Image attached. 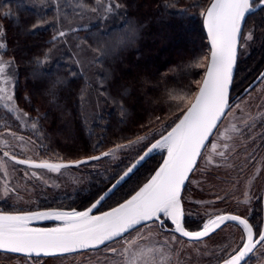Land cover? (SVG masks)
Wrapping results in <instances>:
<instances>
[{
    "label": "snow or ice",
    "instance_id": "obj_1",
    "mask_svg": "<svg viewBox=\"0 0 264 264\" xmlns=\"http://www.w3.org/2000/svg\"><path fill=\"white\" fill-rule=\"evenodd\" d=\"M100 7H88L76 0L75 5L66 3L56 4L57 9L75 7L78 14L84 11L102 12L104 18L122 7L116 0H95ZM264 12V0H211V3L201 10L203 26L207 30L210 45L208 55L196 57L194 61L184 66V69L203 68V78L194 80L187 90L179 92L169 91L168 105L170 110L181 113L171 124L163 126L156 134L138 135L127 144H116L99 155H90L74 161L52 162L49 160L34 161L30 158L21 159L12 151L14 142L25 143L24 137L10 130L9 125L3 127L7 132L0 131V153L7 160L0 159V173L8 176L7 161L16 165H25L29 169H41L50 173L63 174L62 170L79 168L90 165L92 161L104 158L115 159L118 153L139 148L135 157L117 176L108 180V187L84 211H29L11 214L0 212V250L8 253L22 254L24 257H53L76 252L100 249L111 254L110 264H178L181 247L185 243L200 245L205 238L218 230L223 231L234 222L242 229L241 240L229 247L228 243L221 246L225 257L218 264H258L264 257V230L254 232L253 225L246 218L225 212L214 214L205 213L207 219L202 222L198 230H188L185 224L186 208L184 186L189 181L190 174L199 170L198 161L204 160L205 166L235 167L230 158L237 149L236 141L247 148L249 139L245 130L251 131L255 126L256 117L245 112L243 100L235 103L231 100V90L234 82V69L241 49L250 45L254 39L255 28L248 29L247 21ZM6 18L10 13H6ZM247 29V30H246ZM261 30H264L262 27ZM4 33L0 29V111L10 119H15L25 127H30L34 134L41 135L38 128L39 119L29 120L28 114L18 107L15 97V87L18 73L14 58L5 59L6 43L2 39ZM64 31H58L53 41L65 36ZM137 31L132 25L126 26L115 36L105 32L101 40L107 47L94 50L99 57L94 65L103 64L104 57L112 52L122 51L129 47L136 39ZM50 57L33 61L32 76L41 81L45 74L44 65ZM264 81V74H261ZM107 76H102L99 86L102 88ZM151 80L141 83L144 88L151 84ZM55 95V93H51ZM106 95V93H101ZM250 95V93H249ZM27 99V98H26ZM115 103L116 101L113 100ZM124 114L123 104L119 105ZM243 116L234 115L236 110ZM232 116V119L229 117ZM3 119V117H0ZM156 120H160L157 117ZM238 120L239 125L234 122ZM227 121V123H225ZM211 138V139H210ZM264 140V136H261ZM25 147L27 145L25 144ZM94 148L98 146L94 145ZM156 151H165L166 156L162 164L142 186L130 193L122 202L107 211L93 215L106 199L117 190L135 170ZM253 153H246L245 159L251 162ZM240 171H243L241 168ZM259 174V170L255 175ZM26 175L28 173L26 172ZM31 176L41 179L32 171ZM235 187V185H233ZM251 180L246 183L243 192L244 204L252 200L250 195ZM4 196L14 193L17 189L9 183L3 185ZM220 199V197H217ZM203 206L202 201H189ZM192 215V213H189ZM51 220L59 222L53 228H33V221ZM170 231V236H164ZM178 234V235H177ZM159 237H162L160 239ZM179 238H185L181 240ZM115 245H119L116 247ZM199 249L197 248V251ZM260 253V255H257ZM109 258L106 256L105 260Z\"/></svg>",
    "mask_w": 264,
    "mask_h": 264
},
{
    "label": "trees",
    "instance_id": "obj_2",
    "mask_svg": "<svg viewBox=\"0 0 264 264\" xmlns=\"http://www.w3.org/2000/svg\"><path fill=\"white\" fill-rule=\"evenodd\" d=\"M210 1L116 0L121 8L73 34L76 41L87 46L97 58L99 53L94 49L107 47L101 40L105 32L115 36L126 31L127 25L134 26L137 31L136 39L129 47L100 57L103 64L94 66L95 80L90 86L66 55L48 61L42 80H35L33 61L42 59L46 53L50 55L53 50V31L43 28V24L52 19V11L21 9L14 2L0 0V23L7 47L5 56L15 59L18 73L16 101L33 120L39 119L41 135L36 138L45 149V156L68 162L98 155L116 144H127L138 135L171 124L181 113L169 109L172 101L167 93L187 90L190 85L194 88L193 81L202 79L203 68L185 70L184 66L196 57L208 55L200 12ZM80 2L88 7L95 5V0ZM6 13L11 15L6 18ZM262 27L264 12L247 21V28L257 31V43L250 55L238 59L233 88L244 87L264 64ZM102 76H107V80L101 88ZM146 80L152 83L141 88V83ZM53 92L54 96L51 95ZM90 92L101 100L103 109L87 123L83 114L85 98ZM102 92L106 95H101ZM120 103L124 107L123 115ZM157 117L160 120L157 121ZM129 163L124 161L111 171L94 175L84 192L46 201L38 210L85 209L108 187V180ZM158 165L156 158L147 160L100 206L98 212L122 202L152 175ZM0 212L16 211L4 207Z\"/></svg>",
    "mask_w": 264,
    "mask_h": 264
},
{
    "label": "rangeland",
    "instance_id": "obj_3",
    "mask_svg": "<svg viewBox=\"0 0 264 264\" xmlns=\"http://www.w3.org/2000/svg\"><path fill=\"white\" fill-rule=\"evenodd\" d=\"M3 1L5 3L14 2L21 9L52 11V19L43 24V28L53 31V36L57 35L58 31H64L66 35L58 37L57 40L53 41L54 45L49 55V61L52 62L66 55L72 61L71 65L85 76L90 86L92 85V82L95 80V65L93 62L96 56L87 46L78 43L73 34L80 29H87L97 21L104 19L102 12L94 13L84 11L82 14H78L80 10L75 7L71 9L56 8L57 3L61 5L72 3L75 5L76 0ZM94 6L100 7L96 3L92 7ZM0 29L3 30L4 35L2 39L5 41V31L1 23ZM256 33L257 31H254V39L250 42V45L241 49L242 58L247 57L253 51L257 43L255 41ZM4 58L6 60L8 59L6 56ZM241 100L245 101L242 104L245 112H250L253 117H256L255 126L251 131L245 130L246 136L254 137L255 139L248 140L247 148L241 146L240 141H236V152L230 158V163L235 167H228L226 164L221 167L214 165H208L206 167L204 160H200L198 164L199 170L194 171L188 185L186 184L187 194L185 195V204L187 221L185 224L191 227L189 230H198L202 226V222L207 219L206 212L210 214L232 212L254 219L255 215L259 213L256 207V201L259 198L261 184L264 178V140L261 139V136H264V81L250 95L247 94ZM102 109L101 100L92 92L87 94L83 114L85 121L87 123L92 121L102 112ZM234 115L243 116L244 114L237 109ZM0 117H3V119H0V131L6 133L7 129L3 126L9 125L11 131L24 137L25 143L14 142L12 151L18 158H30L37 162L40 160L59 162L61 160L60 158L45 156V149L37 141V135L33 133L30 127H25L21 122L8 118L4 115L3 111H0ZM232 118V116L229 117V119ZM28 119L33 120L29 114ZM234 122L239 125L238 120ZM163 126L166 125L164 124L158 130H151L143 135H149L151 137L153 134H156V138H159V132ZM0 138L11 139L7 136ZM25 144L27 147H25ZM137 151H139V148H130L128 151L118 153L115 159L104 158L100 161L92 162L90 165H81L79 168L65 169L62 170V175L41 169H29L26 166L16 165L11 161H7L9 173L7 178H5L3 173H0V208L8 207L16 212L35 211L46 201L84 192L89 188L90 180L94 175L111 171L114 166L124 161H131ZM246 153H253L254 158L251 162L245 159ZM164 155L165 151H160L156 152L152 158H156L160 163ZM0 159L7 160V158L2 156V153H0ZM241 168L243 171H240ZM258 170L259 174L255 175V178L252 179ZM32 171L37 172L41 176V179L31 176ZM26 172L28 175H26ZM250 180V195L253 198L249 204H244L241 202L243 200V192L246 183ZM5 183L14 186L17 191L5 197L3 194V185ZM217 197H220V199H217ZM189 201H202L203 206L196 203H189ZM189 213H192V215H189ZM170 235V233H164V236ZM241 236L242 229L239 226L230 224L223 231H218L203 244L193 245L191 243H185L181 246L183 251L179 255L178 264H216L221 258L225 257V252L221 251V246L225 243H228L229 247L238 244ZM159 238L162 239V237ZM115 246L119 247V245ZM197 248L199 249L198 251ZM257 255H260V253H257ZM106 256L109 258L108 260H105ZM110 261L111 254L105 253L102 248L95 251H88L87 253L51 259H25L11 255H0V264H110ZM258 264H264V257H261V261Z\"/></svg>",
    "mask_w": 264,
    "mask_h": 264
},
{
    "label": "water",
    "instance_id": "obj_4",
    "mask_svg": "<svg viewBox=\"0 0 264 264\" xmlns=\"http://www.w3.org/2000/svg\"><path fill=\"white\" fill-rule=\"evenodd\" d=\"M211 3V1L209 2V4ZM208 4V5H209ZM202 29H203V32H204V34H205V37H206V42H207V46H208V49L210 48V45H209V43H208V39H207V30L204 28V26H203V18H202ZM236 69V68H235ZM235 69H234V75H235ZM261 74H264V68L261 70V72L258 74V76L253 80V82H251L245 89H244V91L241 93V95L239 96V98L240 97H242V96H244L247 92H249L251 89H253L256 85H257V83L261 80ZM202 78H203V76H202ZM211 139V138H210ZM156 154V152H154L150 157H148L144 162H142V164L138 167V169L147 161V160H149V159H151L154 155ZM99 155V154H98ZM165 156H166V152H165V155H164V157L162 158V160H161V162L159 163V165H158V167L155 169V171L159 168V166L162 164V162H163V159L165 158ZM92 162H96V161H92ZM91 162V163H92ZM22 166H25V165H22ZM27 167V166H26ZM137 169V170H138ZM137 170H135L134 171V173L137 171ZM154 171V172H155ZM154 172H153V174H154ZM133 173V174H134ZM132 174V175H133ZM152 174V175H153ZM131 175V176H132ZM191 175V174H190ZM130 176V177H131ZM190 178V177H189ZM128 180V179H127ZM126 180V181H127ZM188 182V181H187ZM187 182L185 183V186H186V184H187ZM125 183V182H124ZM123 183V184H124ZM122 184V185H123ZM121 185V186H122ZM120 186V187H121ZM185 186H184V189H185ZM116 191V190H115ZM114 191V192H115ZM113 192V193H114ZM112 193V194H113ZM112 194H110V196L112 195ZM109 196V197H110ZM107 200V199H106ZM105 200V201H106ZM94 202V201H93ZM104 203V202H103ZM91 205V204H90ZM89 205V206H90ZM88 206V207H89ZM116 206V205H115ZM88 207H86L85 209H83V210H80V211H84V210H86ZM114 207V206H113ZM262 207H263V210H262V215H263V218H264V192H263V196H262ZM100 208V207H99ZM98 208V209H99ZM98 209H94L93 210V215H97V214H100L101 212H97L98 211ZM110 209V208H109ZM109 209H107V210H109ZM46 210H53V209H42V210H35V211H46ZM55 210H63V209H55ZM72 210H75V209H72ZM107 210H105V211H107ZM63 211H71V210H63ZM76 211H79V210H76ZM27 212H29V211H27ZM103 212V211H102ZM16 213H22V212H11V214H16ZM229 224H235L234 222H229ZM30 226L31 227H33V228H53V227H57V226H59V222H57V221H51V220H42V221H33V222H31V224H30ZM214 234V233H213ZM212 234V235H213ZM178 235V234H177ZM208 238V237H207ZM183 240L185 239V238H182ZM206 239V238H205ZM101 248H103V246H101ZM100 248V249H101ZM95 250H98V249H95ZM95 250H89V251H95ZM79 253H85V252H76V253H71V254H65V255H63V256H53V257H44V256H40V257H36V256H32V257H24L22 254H16V253H8V252H5V251H3V250H0V254H4V255H11V256H17V257H21V258H25V259H51V258H57V257H64V256H69V255H75V254H79Z\"/></svg>",
    "mask_w": 264,
    "mask_h": 264
},
{
    "label": "flooded vegetation",
    "instance_id": "obj_5",
    "mask_svg": "<svg viewBox=\"0 0 264 264\" xmlns=\"http://www.w3.org/2000/svg\"><path fill=\"white\" fill-rule=\"evenodd\" d=\"M242 55H241V50H240V53H239V55H238V59L240 58V59H243L242 57H241ZM246 57V56H245ZM244 57V58H245ZM264 68V64H263V66H262V68H261V70ZM236 70V69H235ZM261 70L259 71V73L261 72ZM258 73V74H259ZM258 74L254 77V78H252V79H250V81L249 82H247V84L244 86V87H239L238 88V86L236 87H234L233 88V86H232V90H231V100H232V102L233 103H235V102H237V101H240L243 97H245L247 94H249V93H251L261 82H262V79L257 83V85L253 88V89H251L249 92H247L244 96H242V97H240L239 98V96L241 95V93L244 91V89L251 83V82H253V80L258 76ZM199 162L200 161H198V164H199ZM192 177V176H191ZM191 177L189 178V180L191 179ZM189 182V181H188ZM188 182H187V185H188ZM187 185L185 186V189H184V196L187 194V192H186V190H187ZM263 192H264V178H263V181H262V184H261V190H260V193H259V198L257 199V203H256V207H257V209L259 210V213H258V215H255V219L254 218H251V217H247V216H244V215H241V214H236V215H239V216H241L242 218H246L248 221H249V223H251L252 225H253V228H254V232L255 233H258L259 231H262V230H264V218H263V215H262V210H263V207H262V196H263ZM185 199H186V197H185ZM185 208H186V204H185ZM98 212V211H97ZM227 213H232V212H227ZM232 214H235V213H232ZM187 221V218H186V216H185V222ZM230 225V224H229ZM235 225V224H234ZM236 226H238V225H236ZM189 230V229H188ZM165 233H170V231H166ZM171 234V233H170ZM216 234V233H215ZM214 234V235H215ZM213 236V235H212ZM211 236V237H212ZM211 237H209V238H211ZM209 238H206L205 239V241H207ZM182 239V238H181ZM216 264H218V262L216 263Z\"/></svg>",
    "mask_w": 264,
    "mask_h": 264
},
{
    "label": "bare ground",
    "instance_id": "obj_6",
    "mask_svg": "<svg viewBox=\"0 0 264 264\" xmlns=\"http://www.w3.org/2000/svg\"><path fill=\"white\" fill-rule=\"evenodd\" d=\"M156 152H160V151H156ZM192 175H193V173L190 175V177H191ZM218 231H220V230H218ZM218 231H217V232H218ZM214 234H215V233H214ZM214 234H213V235H214ZM211 236H212V235H211ZM211 236H210V237H211ZM208 238H209V237H208ZM0 255H2V254H0Z\"/></svg>",
    "mask_w": 264,
    "mask_h": 264
}]
</instances>
